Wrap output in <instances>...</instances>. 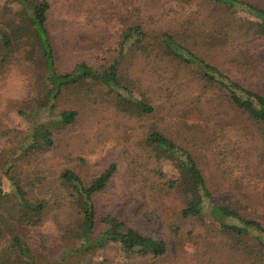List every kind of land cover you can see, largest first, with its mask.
<instances>
[{
  "label": "trees",
  "instance_id": "1",
  "mask_svg": "<svg viewBox=\"0 0 264 264\" xmlns=\"http://www.w3.org/2000/svg\"><path fill=\"white\" fill-rule=\"evenodd\" d=\"M208 1L221 13L237 11L249 19L227 22L217 15L212 29L198 34L193 33L196 27L191 30V24L185 22V30L190 34L181 38L179 30L174 33L167 28H145L138 21L139 11L126 8V13L111 27L107 37L110 46L104 45L101 51L105 61L103 66L82 61L69 71L59 72L47 27L50 4L46 0H8V6L0 17V75L6 72L13 59L23 61L33 66L31 72L35 83L30 86V98L25 107L17 110L30 128L27 142L23 141L16 147V142L10 144L12 139H6L0 146V196L9 194L19 210L14 216L9 210L11 208L0 204L2 213L7 214L0 217V241L9 237L5 246L0 248V264H61L70 254L83 258L114 244L122 250L124 264H166L169 251L164 240L144 233L112 213L99 212L96 198L111 182L115 165L88 183L75 172L65 169L47 191L34 192L44 180L34 170L35 163L44 162V156L56 148L55 137L62 130L74 126L79 118L76 107L59 108V99L68 96L76 106L82 107L99 94L105 97L112 95L133 106L140 114L154 112L148 100L143 99L146 101L143 103L135 98L134 89L139 88L136 81L119 73L121 61L128 55L138 53L144 58L156 56L166 59L188 70L199 85L218 89L231 105L253 120L256 137L264 145V91H254L232 80L194 49V46L223 51L236 48L235 60L240 59L238 62L247 65L264 62V8L252 0ZM14 50L17 51L15 58ZM255 68L258 72L264 71L261 65ZM258 85L264 88V73L259 77ZM199 103L196 100L197 106L192 108L203 115L206 110L201 109ZM189 112L187 109L184 117L189 116ZM192 132V140H203L201 133L196 134L194 129ZM143 141L145 147L151 149L153 157L159 162L169 161L178 172V178L169 181L164 180V174L160 172L159 181H163L164 188L177 189L182 200L179 210L181 221L193 220L186 233H182L180 227L177 233L194 244L205 242L195 255L198 257L195 264H264V224L245 213L248 202L257 193L264 195V190H260L262 185H259L264 177V158L261 155L264 146L257 156L249 157L256 160L250 165L255 174L240 173L235 177L236 187L246 191L240 198L218 193L215 187L218 179L213 172L204 173L199 154L176 137L154 130ZM218 155L222 159H216V168L225 164L229 169L225 174L230 175L238 170L228 160V154ZM236 156L231 154L230 158ZM75 209L82 212V218L73 222L68 212ZM64 210L67 212L65 222L81 229V243L77 249L56 259L52 258L58 250L53 242L55 238L49 237L42 227L47 217L60 220L59 212ZM10 217L14 219L13 223L9 222ZM99 264L110 263L103 261Z\"/></svg>",
  "mask_w": 264,
  "mask_h": 264
},
{
  "label": "rangeland",
  "instance_id": "2",
  "mask_svg": "<svg viewBox=\"0 0 264 264\" xmlns=\"http://www.w3.org/2000/svg\"><path fill=\"white\" fill-rule=\"evenodd\" d=\"M46 1L50 4L47 27L59 72L69 71L82 61L103 66L105 61L102 60L101 51L104 45L110 46L107 37L111 27L126 8L139 11L138 21L145 28H167L174 33L179 30L181 38L190 34L185 30V22L191 24V30L196 27L193 33L198 34L212 29L217 22V15L227 22L249 19L246 14L237 11L221 13L208 0ZM252 1L264 8V0ZM7 6L8 0H0V17ZM213 8H216L215 12H211ZM194 49L232 80L254 91H264L258 85L264 71L258 72L255 68L261 65L264 70V62H253L252 65L238 62L240 59L235 60L236 48L223 51L194 46ZM16 54L14 50V58ZM32 68L26 62L13 59L6 72L0 75V146L6 139H12L10 144L16 142V147L23 141L27 142L26 135L30 133V128L17 114V110L25 107V102L30 98V86L35 83ZM119 70V73L136 81L139 88L134 89L135 98L141 99L143 103L148 100L154 112L140 114L133 106L112 95L105 97L99 94L82 107L76 106L68 96L62 97L58 102L59 108L74 106L79 111V118L74 126L62 130L55 137L56 148L44 156V162L35 163L34 170L44 180L34 192L39 194L47 191L65 169L75 172L88 183L113 164L116 170L111 182L96 198L99 212L112 213L144 233L164 240L169 251L166 264H195L198 260L195 255L205 242L194 244L184 239L180 232L177 233L179 227L182 233H186L193 220L181 221L179 210L182 200L177 189L164 188L163 181H159L160 172L166 181L176 180L178 172L169 161L159 162L153 157L143 139L154 130L176 137L199 154L204 173L213 172L218 179V186H215L218 193L240 198L241 193L246 191L236 187L235 177L240 173L255 174L250 165L256 160L249 157L261 153L264 145L256 137V125L247 114L231 105L218 89L199 85L188 70L166 59L156 56L144 58L138 53L124 57ZM196 100H199L201 109L205 108V114H199L192 108L197 106ZM187 109H190L189 116L184 117ZM178 116V120H175ZM192 129L196 134L201 133L203 140H192ZM207 134L212 136L209 138ZM218 153L228 154V160L238 167V170L233 171L234 174H225L229 171L225 164L216 168V159H222ZM231 154L238 156L231 159ZM261 155L264 158V153ZM259 185H262L259 189L263 192L264 177ZM12 200L9 194L0 196V204L11 208L10 212L16 216L19 210ZM248 206L246 215L264 224V195L257 193ZM66 213L65 210L59 212L60 220L47 217L42 227L49 237L55 238L53 242L58 246L52 258L59 259L63 254L77 249L81 243V229L65 222ZM68 213H71L73 222L82 218V212L78 213L77 209ZM3 216L7 214L0 210V217ZM13 221L10 217L9 222ZM8 238L0 241V248L5 246ZM124 258L120 247L114 244L83 258L70 254L61 264H99L103 261L124 264Z\"/></svg>",
  "mask_w": 264,
  "mask_h": 264
}]
</instances>
